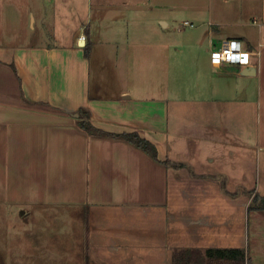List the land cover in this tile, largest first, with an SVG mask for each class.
<instances>
[{"label":"crops","instance_id":"crops-1","mask_svg":"<svg viewBox=\"0 0 264 264\" xmlns=\"http://www.w3.org/2000/svg\"><path fill=\"white\" fill-rule=\"evenodd\" d=\"M230 38L250 65L211 62ZM79 108L198 176L88 134ZM254 194L264 195V0H0V264H22L9 247L36 239L10 227V211L46 210L66 217L45 237L73 251L68 264H173L174 249L176 264H240L208 261V248L264 264Z\"/></svg>","mask_w":264,"mask_h":264},{"label":"rangeland","instance_id":"rangeland-1","mask_svg":"<svg viewBox=\"0 0 264 264\" xmlns=\"http://www.w3.org/2000/svg\"><path fill=\"white\" fill-rule=\"evenodd\" d=\"M28 23H27L28 26L26 30L31 36L36 35L38 33V28L37 26L33 27L32 18H29ZM41 34L42 36H45V41H48V42L51 41L50 38L49 39L46 38L45 34L47 33L43 34V31H41ZM251 190L252 189H249V191ZM13 210L15 211V209ZM11 213L12 212L10 211V222L11 220H14V222L10 223V227L14 226V227H25V228L32 229L34 231L32 235L36 239H34L35 243H33V246L28 249H25V251L9 247L10 257H17L19 259L23 257L22 264H46V263L51 264L53 262H56V264H68V262L74 260L75 255L73 251H72L73 253L72 254L69 251L65 250L63 248V243H61L59 247H56L54 244H52L53 243L52 240L49 241V238L45 237L46 235H48V233L52 234V232L49 231V228H51L49 224H52L50 223V221L53 218L55 220V214L57 217L56 221H58L56 225L61 228L65 227L66 217L64 216L63 212H58V210H56V213H54L53 218L50 217V220L48 216L50 212L47 210L38 211V212H35L34 214L29 212L28 215L24 216L25 218H22V219L16 215L12 216ZM14 230H17V229H14ZM9 232H10V237H11V231L9 230ZM62 232L64 236L62 237V235L61 236L59 235L60 238H62L61 242L70 241V239L72 238L70 227L65 228ZM14 255H18V256H14ZM70 257H73V258L70 259Z\"/></svg>","mask_w":264,"mask_h":264},{"label":"trees","instance_id":"trees-1","mask_svg":"<svg viewBox=\"0 0 264 264\" xmlns=\"http://www.w3.org/2000/svg\"><path fill=\"white\" fill-rule=\"evenodd\" d=\"M89 51H90V46L89 43L87 42L83 46V53L85 57H88ZM77 113H78L77 123L79 127L82 128L84 131H86L88 134L126 141L127 143L139 148L140 150L148 154L150 157H152L155 161L159 162L164 166H171L174 168L185 167L187 168L191 176H198L196 173L193 172L192 168L189 165L183 162H175V161H170L168 159L158 160L156 156L155 145L149 140L140 136L137 132L135 131L108 132L92 125V123L89 120V113L87 110L83 108H79L77 109ZM213 178H216V176H214ZM218 183L224 193L229 195L237 194V191L228 192L225 189L223 179H220ZM244 192L252 195V191L244 190ZM248 209L249 210L264 209V195L260 196L254 194L252 196ZM205 257L208 261L215 259L227 260V261L238 260L240 264H243L245 259V252L243 249H239V248H229V249L208 248L205 250ZM173 264H176V249H174L173 251Z\"/></svg>","mask_w":264,"mask_h":264},{"label":"built area","instance_id":"built-area-1","mask_svg":"<svg viewBox=\"0 0 264 264\" xmlns=\"http://www.w3.org/2000/svg\"><path fill=\"white\" fill-rule=\"evenodd\" d=\"M189 24L188 22H185ZM192 26V24H189ZM84 40L85 36H79ZM251 51L244 49L240 40L230 38L221 43L217 48L210 51V60L215 65L222 63L235 65H250Z\"/></svg>","mask_w":264,"mask_h":264},{"label":"water","instance_id":"water-1","mask_svg":"<svg viewBox=\"0 0 264 264\" xmlns=\"http://www.w3.org/2000/svg\"><path fill=\"white\" fill-rule=\"evenodd\" d=\"M80 44H83V42L81 41Z\"/></svg>","mask_w":264,"mask_h":264}]
</instances>
